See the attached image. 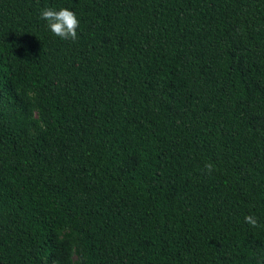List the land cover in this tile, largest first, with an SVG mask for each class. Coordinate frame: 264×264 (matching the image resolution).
Masks as SVG:
<instances>
[{
  "label": "trees",
  "instance_id": "1",
  "mask_svg": "<svg viewBox=\"0 0 264 264\" xmlns=\"http://www.w3.org/2000/svg\"><path fill=\"white\" fill-rule=\"evenodd\" d=\"M0 264H264V0H0Z\"/></svg>",
  "mask_w": 264,
  "mask_h": 264
},
{
  "label": "clouds",
  "instance_id": "2",
  "mask_svg": "<svg viewBox=\"0 0 264 264\" xmlns=\"http://www.w3.org/2000/svg\"><path fill=\"white\" fill-rule=\"evenodd\" d=\"M40 18L47 23L48 29L61 40L75 41L77 39V29L80 21L76 14L68 8H60L59 10L53 7H45L40 12ZM204 169L208 174L214 170L211 163H206ZM245 222L253 227L258 226V221L255 216H245Z\"/></svg>",
  "mask_w": 264,
  "mask_h": 264
}]
</instances>
